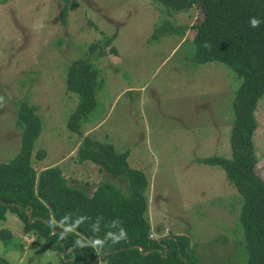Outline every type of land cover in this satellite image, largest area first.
<instances>
[{"label": "rangeland", "instance_id": "obj_1", "mask_svg": "<svg viewBox=\"0 0 264 264\" xmlns=\"http://www.w3.org/2000/svg\"><path fill=\"white\" fill-rule=\"evenodd\" d=\"M201 19L198 9L176 12L155 0H0V163L20 151L16 121L26 102L43 124L33 157L37 172L58 165L70 185L90 194L104 181L127 192L121 178L77 161L83 137H104L119 153H131L130 167L148 177L154 238L190 237L201 264H247L242 197L222 168L200 163L230 157L233 101L242 79L224 64L196 61L192 30ZM77 59L92 63L99 75L82 136L68 127L79 97L67 91L66 76ZM256 117L255 173L264 180V98ZM41 150L43 160L36 156ZM6 218L3 228L12 238H0L1 258L65 264L41 248L42 240L38 246L24 234L17 215Z\"/></svg>", "mask_w": 264, "mask_h": 264}, {"label": "trees", "instance_id": "obj_2", "mask_svg": "<svg viewBox=\"0 0 264 264\" xmlns=\"http://www.w3.org/2000/svg\"><path fill=\"white\" fill-rule=\"evenodd\" d=\"M155 1L176 12L198 9L202 19L192 30L196 61L224 64L242 79L233 101L231 155L204 158L200 163L222 168L229 183L241 195L240 222L247 264H264V180L255 173L254 144L259 128L256 112L264 98V0ZM67 10L66 5L61 11L65 26ZM253 20L258 22L255 27ZM113 39L115 36L110 40ZM112 50L118 54L116 49ZM90 52H95V47ZM98 76L92 63L84 59L72 62L67 71V91L79 97L68 127L81 136L84 134L80 130L81 122L87 121L96 106ZM16 126L22 131L20 151L0 163V238L3 241L8 243L12 238L10 230L3 228L6 215L11 212L23 222L25 235L37 239L38 246L42 240L41 248L54 251L66 260L65 264L102 261L201 264L191 248L190 237L154 238L146 193L150 182L144 172L130 167L128 152L119 153L104 137H83L77 161L97 165L128 184L125 192L122 187L104 181L90 194L70 185L58 165L37 172L33 157L43 124L34 106L26 102L20 105ZM36 156L43 160L46 151L41 150ZM29 212H32L31 220ZM0 263L9 264L1 257Z\"/></svg>", "mask_w": 264, "mask_h": 264}, {"label": "water", "instance_id": "obj_3", "mask_svg": "<svg viewBox=\"0 0 264 264\" xmlns=\"http://www.w3.org/2000/svg\"><path fill=\"white\" fill-rule=\"evenodd\" d=\"M29 218H30V220L32 219V212H29ZM141 251L143 252V251H144V249H143V248H141ZM64 254H65V250H64ZM65 262H66V260H65Z\"/></svg>", "mask_w": 264, "mask_h": 264}, {"label": "clouds", "instance_id": "obj_4", "mask_svg": "<svg viewBox=\"0 0 264 264\" xmlns=\"http://www.w3.org/2000/svg\"><path fill=\"white\" fill-rule=\"evenodd\" d=\"M257 24H258V22H257L256 20H253V21H252V25H253V27L257 26Z\"/></svg>", "mask_w": 264, "mask_h": 264}, {"label": "crops", "instance_id": "obj_5", "mask_svg": "<svg viewBox=\"0 0 264 264\" xmlns=\"http://www.w3.org/2000/svg\"><path fill=\"white\" fill-rule=\"evenodd\" d=\"M193 10H196V9H192V10H190V11H193ZM190 13H191V12H190ZM190 13H189V14H190ZM196 19H197V17H196ZM119 58H120V57H119ZM131 89H132V88H128L126 91L131 90ZM126 91H125V92H126ZM130 156H131V153H129V157H130Z\"/></svg>", "mask_w": 264, "mask_h": 264}]
</instances>
